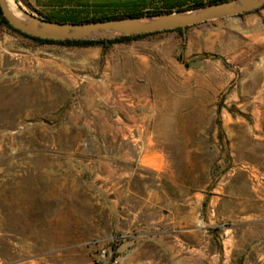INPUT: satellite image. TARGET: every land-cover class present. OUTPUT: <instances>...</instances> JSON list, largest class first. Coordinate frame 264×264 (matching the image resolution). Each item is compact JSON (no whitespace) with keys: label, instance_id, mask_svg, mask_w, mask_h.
Masks as SVG:
<instances>
[{"label":"rangeland","instance_id":"rangeland-1","mask_svg":"<svg viewBox=\"0 0 264 264\" xmlns=\"http://www.w3.org/2000/svg\"><path fill=\"white\" fill-rule=\"evenodd\" d=\"M184 29L0 27V264H98L111 238L120 264H264V8Z\"/></svg>","mask_w":264,"mask_h":264},{"label":"water","instance_id":"water-1","mask_svg":"<svg viewBox=\"0 0 264 264\" xmlns=\"http://www.w3.org/2000/svg\"><path fill=\"white\" fill-rule=\"evenodd\" d=\"M261 6H264V0H228L180 12L89 23H69L48 21L26 14L20 9L12 10L8 0H0L1 13L13 28L32 37L52 40H102L184 29L242 15Z\"/></svg>","mask_w":264,"mask_h":264},{"label":"trees","instance_id":"trees-1","mask_svg":"<svg viewBox=\"0 0 264 264\" xmlns=\"http://www.w3.org/2000/svg\"><path fill=\"white\" fill-rule=\"evenodd\" d=\"M225 1H228V0H196L190 5L164 6L160 8L148 9L146 11L134 10V11L123 12L120 14L119 13L118 14L117 13L116 14H106V12L103 9H100L97 12H95L94 15H90V16L88 15V13H85L84 16L72 15L71 17L70 16H51V17L50 16H40V17L48 21L69 22V23H89V22L106 21V20L117 19V18L142 17L144 15H156V14H163V13H170V12H180V11H186L190 9L199 8L204 5H208V4L220 3V2H225ZM262 8H264V6H261L257 8L256 10H253L252 12L257 11ZM1 26L8 28L12 32L24 38L38 42L40 44H55V45H63V46H75V47H88V46L100 45L104 49H107L109 46L116 44V43H123L126 41H130L133 39L143 37V36L162 33V32H178L179 34L183 35V32L185 30L183 28H180V29H175V30L139 34V35H134V36L120 37V38H114V39H108V40H52V39L32 37L28 34H25L13 28L7 22V20L3 17L1 10H0V27Z\"/></svg>","mask_w":264,"mask_h":264},{"label":"crops","instance_id":"crops-1","mask_svg":"<svg viewBox=\"0 0 264 264\" xmlns=\"http://www.w3.org/2000/svg\"><path fill=\"white\" fill-rule=\"evenodd\" d=\"M194 1L196 0H28L32 6L44 5L49 8H54L55 10L52 13H58L57 15L61 16H64L67 12L75 15H82L90 12L95 14V12L100 9H103L106 14H120L127 11H146L148 9L164 6L190 5ZM144 135L145 134L142 133L139 136V139H141L139 141L144 142ZM143 159L142 156V160ZM119 160L125 161L126 158H120ZM0 216V223H4V212L1 207Z\"/></svg>","mask_w":264,"mask_h":264},{"label":"built area","instance_id":"built-area-1","mask_svg":"<svg viewBox=\"0 0 264 264\" xmlns=\"http://www.w3.org/2000/svg\"><path fill=\"white\" fill-rule=\"evenodd\" d=\"M118 238H111L109 244H103L98 251V264H120Z\"/></svg>","mask_w":264,"mask_h":264},{"label":"bare ground","instance_id":"bare-ground-1","mask_svg":"<svg viewBox=\"0 0 264 264\" xmlns=\"http://www.w3.org/2000/svg\"><path fill=\"white\" fill-rule=\"evenodd\" d=\"M8 2H9V5H10L11 9L13 10L14 9V5L12 4V1L8 0Z\"/></svg>","mask_w":264,"mask_h":264}]
</instances>
